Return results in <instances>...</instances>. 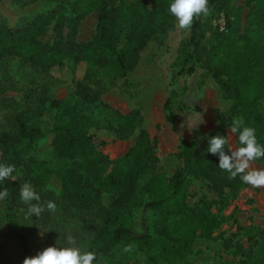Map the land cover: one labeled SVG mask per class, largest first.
<instances>
[{
    "label": "trees",
    "instance_id": "obj_1",
    "mask_svg": "<svg viewBox=\"0 0 264 264\" xmlns=\"http://www.w3.org/2000/svg\"><path fill=\"white\" fill-rule=\"evenodd\" d=\"M172 2L150 0L147 7L143 0H58L23 27L0 25V60L14 56L50 67L65 60L78 63L86 57L90 66L85 78L103 87L111 85L136 65L148 40L171 25L175 19L169 12ZM233 3L234 0H209V8H216L223 15L224 31L208 48L205 62L200 50L203 16L194 20L188 35L181 40L163 104L164 122L173 127L179 116L193 117L200 111L198 106L180 98L184 90L179 91V78L187 79L204 67L232 99L231 125L234 119L242 118L245 126L256 129L257 141L264 145V45L254 31H241ZM91 12L97 13L95 30L88 41L78 42L77 27ZM254 19L257 29L262 30L264 0H258ZM50 25L53 40L44 42L40 37ZM108 66L112 68L107 74ZM201 82L196 78L195 87ZM77 88L82 102L98 108L107 127L113 128L119 138L129 135L133 111L121 113L99 99L86 84H78ZM217 134L224 136L208 132L201 140H183L172 154L176 163L172 172L161 170L156 140L145 129L139 130L124 156L110 160L95 149L91 136L80 126L79 110L70 105L63 106L49 122H21L18 138L10 143L3 137L1 143L7 164L23 149L37 145L49 135L51 151L73 161L57 176L61 194L78 207L92 210L102 221L86 249L96 254L94 264L100 260L118 264L121 257H114L117 249L129 245L131 250L126 254L137 260L142 258L145 264H194L199 250L195 245L212 240L220 220L210 211L209 203L202 201L201 207L193 208L179 198L187 177L193 175L217 191L228 189L233 194L244 184L240 176L229 178V173L219 168L218 155L207 151L209 138ZM227 149L228 145L226 152ZM38 161L31 163L29 176L47 184L50 174ZM8 220L19 242L23 264L25 257H30L26 239L14 220ZM150 220L156 225H151ZM256 245L254 261L248 252L238 263L217 264H264V228L259 231Z\"/></svg>",
    "mask_w": 264,
    "mask_h": 264
},
{
    "label": "rangeland",
    "instance_id": "obj_2",
    "mask_svg": "<svg viewBox=\"0 0 264 264\" xmlns=\"http://www.w3.org/2000/svg\"><path fill=\"white\" fill-rule=\"evenodd\" d=\"M57 1L1 0L0 25L13 29L23 27L35 15L52 8ZM143 1L149 7L150 0ZM257 5L258 0H234L232 10L240 20L241 31H254L264 45V28L258 30L254 19ZM96 21L97 13L91 12L79 23L78 42L90 39ZM188 30L180 29L175 18L169 27L158 31L148 40L131 70L105 87L85 78L90 66L86 57L78 63L65 60L50 67H41L19 57H3L0 60V163H5L1 143L3 137L13 143L18 138L21 122H49L65 105L75 106L79 110L82 130L91 136L95 149L110 160L124 156L140 129H145L156 140L161 170L165 172L174 169L176 163L172 154L179 150L183 140H201L208 132H219L228 137L229 148L240 147L237 133L230 131L232 99L204 67L187 79L179 78V91L184 90L180 98L186 104L198 106L200 111L193 117L179 116L173 127L164 122L163 104L168 94L172 65ZM201 30L200 50L205 62L208 48L224 31L222 13L211 8L209 15L202 18ZM53 37L50 25L40 39L51 42ZM111 68L108 66L107 74ZM196 78L202 81L198 87L194 85ZM78 84H86L97 93L99 99L121 113L134 112L133 128L128 136L119 138L113 128L107 127L104 115L98 108L82 102ZM261 105L264 107V100ZM49 137L47 135L37 145L23 149L7 163L15 165L16 170L7 180L0 182V191L7 188L9 193L6 199L0 200V264H21L20 245L8 217L14 220L16 228L25 237L30 257L49 246H71L67 239L69 236L75 240V246L86 251L100 228L102 221L92 210L78 207L61 194L57 173L65 171L73 161L53 153ZM36 160L50 174L47 184L29 176L31 163ZM252 166L264 169V157L255 160ZM25 182L34 187L41 197L40 203L45 204V211L38 218H25L28 205L20 198V188ZM179 198L185 199L193 208L201 207L202 201L209 203L210 211L220 220L213 239L195 245V249L199 250L198 255L193 257L194 264H217L219 261L238 263L248 252L250 260H255L256 241L259 231L264 228V187L244 183L233 194L228 189L217 191L189 175ZM49 200L56 204L54 212L46 208ZM151 223L156 225L154 220ZM124 249L120 246L114 255L116 259L121 257L118 264H145L142 258L137 260L134 255H127ZM95 264H105V261L100 260Z\"/></svg>",
    "mask_w": 264,
    "mask_h": 264
},
{
    "label": "clouds",
    "instance_id": "obj_3",
    "mask_svg": "<svg viewBox=\"0 0 264 264\" xmlns=\"http://www.w3.org/2000/svg\"><path fill=\"white\" fill-rule=\"evenodd\" d=\"M169 12L178 21V27L187 30L191 28L195 19L209 15V0H173ZM230 131L233 134L239 133L240 147L229 148L226 152V145L229 144L228 137L217 134L209 138L207 151L218 155L219 168L229 173V178L240 176L244 183L252 187H264V169L252 166L255 160L264 157V145L258 143L256 129L245 126L242 118H236L232 122ZM15 170V165L0 163V182L11 177ZM8 194L7 188L0 191V200L6 199ZM20 198L28 205L25 218L33 216L38 218L45 211V204L40 203L41 197L30 183L25 182L21 186ZM32 201L37 203H32ZM46 208L54 212L56 204L49 200L46 202ZM67 239L71 246H49L34 256L25 257L23 264H94L96 260L94 252L82 251L80 247L75 246V240L71 236ZM124 250L130 251L131 245L125 247Z\"/></svg>",
    "mask_w": 264,
    "mask_h": 264
}]
</instances>
